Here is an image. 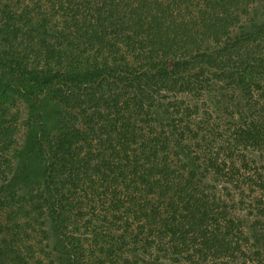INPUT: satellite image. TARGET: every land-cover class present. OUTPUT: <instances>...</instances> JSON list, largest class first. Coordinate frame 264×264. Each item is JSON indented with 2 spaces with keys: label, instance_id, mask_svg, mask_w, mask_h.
<instances>
[{
  "label": "trees",
  "instance_id": "obj_1",
  "mask_svg": "<svg viewBox=\"0 0 264 264\" xmlns=\"http://www.w3.org/2000/svg\"><path fill=\"white\" fill-rule=\"evenodd\" d=\"M0 264H264V0H0Z\"/></svg>",
  "mask_w": 264,
  "mask_h": 264
},
{
  "label": "rangeland",
  "instance_id": "obj_2",
  "mask_svg": "<svg viewBox=\"0 0 264 264\" xmlns=\"http://www.w3.org/2000/svg\"><path fill=\"white\" fill-rule=\"evenodd\" d=\"M46 119L51 122L54 108L46 103L44 106ZM18 177H37L41 178V161L34 148L33 135H30L26 144L19 153V163L17 168ZM245 218L244 227L250 236L257 235V228L252 225L254 217L243 216ZM253 238V236H252ZM254 239V238H253Z\"/></svg>",
  "mask_w": 264,
  "mask_h": 264
}]
</instances>
